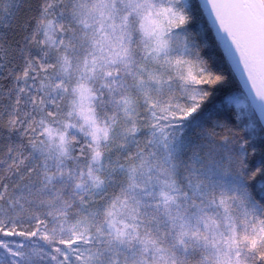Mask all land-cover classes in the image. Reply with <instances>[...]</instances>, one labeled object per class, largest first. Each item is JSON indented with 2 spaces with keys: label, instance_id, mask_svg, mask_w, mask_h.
<instances>
[{
  "label": "snow or ice",
  "instance_id": "1",
  "mask_svg": "<svg viewBox=\"0 0 264 264\" xmlns=\"http://www.w3.org/2000/svg\"><path fill=\"white\" fill-rule=\"evenodd\" d=\"M200 7L0 0V264H264V0H203L243 120Z\"/></svg>",
  "mask_w": 264,
  "mask_h": 264
},
{
  "label": "trees",
  "instance_id": "2",
  "mask_svg": "<svg viewBox=\"0 0 264 264\" xmlns=\"http://www.w3.org/2000/svg\"><path fill=\"white\" fill-rule=\"evenodd\" d=\"M33 4H35V0H32ZM198 3H200L199 0H197ZM201 5V3H200ZM200 13L202 14V19L198 20V24L197 27L201 32H209L212 39L216 38V35L214 33V30L202 8V6L200 7ZM32 15H34V13H32ZM14 35L13 33H9V36ZM18 38V37H17ZM206 55H210L212 57V59L216 62V66L217 67H222V68H226L228 70V72L226 74L230 73L231 76V83L224 86L223 88H220L217 90L216 95L212 101V103H210L208 105V108L206 109L205 112V116L206 117H212L215 118V113H216V109H220V111L229 119H233L234 115H238L239 113H241V109L235 107L232 103H229L227 101V97L235 94V93H239V92H243V87L238 79V77L235 75L232 67L230 66L227 57L224 55V51L223 48L219 42L218 39H215V44L212 43V40L210 39L208 41V46L206 48ZM223 57V59H222ZM17 63H19V59L17 58ZM6 75V73H5ZM4 83H7V81H4ZM245 94V93H244ZM224 102L223 107L221 108V102ZM247 114H245L244 116L241 117V119H247ZM254 120L259 121V119L257 118L256 114L252 117ZM237 122V121H234ZM257 132L259 133V135L257 136V143L259 144L260 140L262 137H264V133L260 132L259 127H257Z\"/></svg>",
  "mask_w": 264,
  "mask_h": 264
},
{
  "label": "water",
  "instance_id": "3",
  "mask_svg": "<svg viewBox=\"0 0 264 264\" xmlns=\"http://www.w3.org/2000/svg\"><path fill=\"white\" fill-rule=\"evenodd\" d=\"M199 1H200L201 6H202V8H203V10H204V12H205L207 18H208V20H209V22H210V24H211L213 30H214L215 35H216V32H217V26L213 24V18L209 16L208 9H206L205 7H203V0H199ZM220 44H221V43H220ZM221 46H222V44H221ZM222 48H223V46H222ZM223 51H224V49H223ZM226 57H227V56H226ZM227 59H228V62H229V64H230V66L232 67V69H233L235 75L238 77V79H239V81H240V83H241V85H242V87H243V90H244L245 95H247V94L249 93L250 89H251V85L249 84V85L245 86V80L247 79L246 74L242 76L241 71H240V70H237V69L234 67V65L232 64V61H231L228 57H227ZM257 83H258V86H259V81H258ZM254 95H255V93H254V91H253V92H252V96L254 97ZM249 102H250V101H249ZM255 114H256L257 118L260 120V115H259V113L256 112Z\"/></svg>",
  "mask_w": 264,
  "mask_h": 264
},
{
  "label": "rangeland",
  "instance_id": "4",
  "mask_svg": "<svg viewBox=\"0 0 264 264\" xmlns=\"http://www.w3.org/2000/svg\"><path fill=\"white\" fill-rule=\"evenodd\" d=\"M230 97H231V95L230 96H228L227 97V101L229 102V100H230ZM249 104H250V102H248ZM235 107H237L235 104H233ZM240 109V108H239ZM242 110V109H241ZM242 111H244L245 112V114H249V113H251L252 111H253V109H251V107H249L248 109H245V110H242ZM18 239H22V238H18Z\"/></svg>",
  "mask_w": 264,
  "mask_h": 264
}]
</instances>
